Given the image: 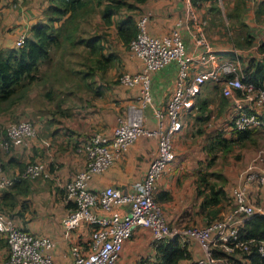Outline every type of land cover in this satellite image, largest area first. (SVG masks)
I'll use <instances>...</instances> for the list:
<instances>
[{"label":"built area","instance_id":"built-area-1","mask_svg":"<svg viewBox=\"0 0 264 264\" xmlns=\"http://www.w3.org/2000/svg\"><path fill=\"white\" fill-rule=\"evenodd\" d=\"M191 8L192 0H184ZM187 20L179 19L173 29L165 35H152L149 31L150 14H142L136 22V35L130 41V57L142 62L136 73H124L121 86L138 90V105L129 107L116 118V126L111 135L93 133L79 148L86 157V165L67 184L65 201L75 206L61 220V229L68 240L78 228L85 226L89 239L82 245L70 243L71 260L68 264H117L123 244L139 228L150 231L151 244L158 246L168 239H188L197 244L201 256L196 264H217L213 250L218 247L228 249V244L237 239L242 222L254 214H263L264 209L255 210L250 197L249 186L256 185L264 193V170L249 167L232 188L234 209L222 219H215L203 226L177 229L167 224V220L155 201L157 182L166 167L175 160L173 137L183 126L182 116L195 108L197 96L208 80L221 85V95L231 99L234 105L232 127L235 132L260 129L264 131V87L244 80L237 72L233 59H222L213 47L206 43L199 29L203 25L193 10H187ZM194 37V48L186 51L182 26ZM25 35L15 41L20 47ZM176 65L175 88L164 107L157 106L152 94V77L168 64ZM193 64L205 70L191 74ZM151 110L154 127L145 125L147 109ZM37 131L30 120L10 123L5 127V136L12 145H25L36 137ZM139 137L155 139L157 150L149 162L142 178L133 182L129 190L104 187L99 191L90 188L95 175L107 171ZM8 142L0 143L5 150ZM17 177V178H16ZM57 178L48 171L46 163H28L20 176L10 177L0 166V192L10 188L14 180L34 178ZM124 208V209H121ZM102 211L103 214L98 212ZM0 234L7 245L5 264H56L52 257L55 242L40 235L19 228L12 218L0 212ZM264 254V242L259 246ZM153 260V259H152Z\"/></svg>","mask_w":264,"mask_h":264},{"label":"crops","instance_id":"crops-1","mask_svg":"<svg viewBox=\"0 0 264 264\" xmlns=\"http://www.w3.org/2000/svg\"><path fill=\"white\" fill-rule=\"evenodd\" d=\"M149 1L150 0L146 1L148 3H146V5L143 4L140 7V12H143V14H150L148 27L152 35H165L175 27L179 19L187 20L188 18L187 11L184 16L177 17L178 14L175 9L176 0H174V6L171 5L165 7V5H163V10L152 8L149 6ZM10 2L12 3L11 6ZM209 3L210 0L200 2L197 6H194L195 10L191 7L198 20H200V17H203L202 13L204 12L202 11L201 13L199 9H203L204 6ZM241 3L242 7L245 6L249 12L241 15L240 11H238L230 16L235 18L234 22L236 23V28H241V25H244V28L247 31V27L250 26V33L248 32V34L243 35L244 39L247 41L246 44L249 46L251 45V47L246 49L243 48L242 50L235 46H225L222 43L212 44L214 36L211 35L209 29L205 31V33H208L206 36L207 40H205L207 44L213 47L220 58L233 60H238V58H240L244 64V68L251 60H262L264 58L262 57L264 53V51H262V45H264V26H260V29L258 28L259 21L264 24V0H251L250 5L247 1L246 5H244L243 2ZM48 5V0H0V47L3 52L13 49L15 47V41L20 35L31 37V28L35 24L45 23L48 20ZM191 6H193L192 3ZM211 10L213 9L210 7L209 11ZM210 13L212 12H209L208 15ZM120 17L115 18L120 19ZM244 17L245 19H243ZM187 24L191 25V22L187 21L184 23V26H182V34L186 51L190 52L195 46V39L191 32L187 31ZM193 25H195V23H193ZM112 32L114 31L112 30ZM241 34L242 31H237L238 36H241ZM67 52L61 53L62 57L65 54V58L73 55L70 53L68 54ZM47 61L50 63V58ZM125 61V71L129 73H136L141 68L142 62L139 59L130 57ZM44 63L45 62H42L38 65L36 79L32 83L25 85L31 86V84H34L36 80L39 81L40 77H42V79H44V86L48 89L44 94L40 91L36 93L39 94L41 98L44 97L45 100L51 101L56 99L51 87L52 82L50 78L46 77V74H39V72L42 71L41 66L46 68V64ZM65 63L69 62L65 61ZM71 69V67L65 66L64 60L61 59V62L58 65V70H65V73H67ZM202 70H205V67L203 68L202 66H199V64H193L190 73L195 74ZM89 76L90 75L87 77ZM60 80V82H63L62 79ZM175 83L176 65L174 63L168 64L164 69L153 75L152 94L157 106L164 107L166 105L169 100V97L165 99L167 97V91L172 88V94L175 88ZM206 84L214 87L221 86L217 81L213 80H208ZM30 86H28V88ZM86 86H90V84L86 83ZM101 87L102 85L98 84V87L94 92L95 94L90 97L92 101L85 98L84 100L78 101V104H75L76 102H74V91L72 89L65 91L66 95L60 94V101L57 103L56 107H62L63 109L60 110L61 115L56 119V124L53 126H48L47 121H45L46 119L44 120L41 118V112L34 111L37 114V117L34 118L33 116V120L31 121L36 128L37 135L25 145L11 146L12 148L7 159H3L7 174L15 176L24 170L23 167L26 165V162L41 161L46 163L48 171L58 178V182H60L61 179L63 183L64 181L67 182L68 178H72L73 173L83 169L86 165V158L84 153L79 151V148L83 146L88 138L95 132L111 135L112 130L117 123L116 118L124 114L129 107L138 105L139 96L136 88L127 89L126 87L119 85L106 90ZM220 91L221 88H219V92ZM201 93L202 90L200 94ZM46 94H48V96ZM62 98H66L67 102L71 101L72 103L67 104L68 107H64L63 104L65 101ZM221 99V105L225 107V111L221 121L224 130L219 128L222 132H219L221 133L219 138L220 143L223 144V139L228 140L231 136L236 139V132L232 127L231 121L235 109L231 99L225 97H221ZM200 102L206 103L207 106L206 99H202ZM214 102H217V100L215 99ZM65 109L66 111H64ZM145 114V125L148 128H153L154 120L151 110L148 108L145 111ZM50 120L51 119L49 118V121ZM259 131L262 130L254 129L251 132ZM0 149L1 152L5 151L1 145ZM156 150L157 142L155 139L146 137L137 138L134 144L124 152L107 171L93 177L90 182V188L99 191L104 187L111 186L121 190H129L133 182L144 176L147 166L155 155ZM207 157L208 153L201 154L199 159H189V166H186L184 162H180V160L175 157V160L166 167L164 174L158 180L155 192L157 194L160 192L168 194V199L165 201L159 200V203L162 205L165 212V218L169 225L172 224V222H175L178 218H183L188 221L190 220V216L194 217V221L197 225H203L206 223L207 219L202 212H206L205 214L208 215V212L211 211V209L205 211L202 210V196L197 194L198 178L195 176V171L199 170L200 164L202 165V162L206 160ZM198 161L201 162L197 164ZM204 171L209 175L208 178L210 179V182L215 176L224 179L227 195L229 190L231 194L232 188L236 186L240 180L239 175L238 178H232L227 170L220 171L219 168L214 169L211 165L208 166L207 163ZM39 178L41 177L34 179ZM34 181L35 180L33 179H24L20 185L13 188L10 187L3 192H8L11 195V197L8 198L10 208L9 214L19 228L27 230L34 235L46 236L52 239L55 242V248L52 250V257L55 263L68 264L71 260L69 253L70 243L73 242L83 245L81 240L87 241L89 239V233H87L89 231L87 227L82 226L71 234L70 240L66 239L62 233L60 219L61 217H64L66 212L68 213L71 210V205L66 201L63 203L62 200H59L60 207L58 212H50L49 209H44L43 207L38 210L41 205L40 198L34 202L33 198L29 199L28 197L31 196L34 189ZM54 184L59 185L56 182ZM253 188L260 189L254 184L249 186L251 199L256 197H252L251 192ZM42 194L45 196L47 194L49 196L50 194L52 196L55 195L60 199V194L56 186H50L49 190L43 191ZM172 195L174 196L175 201L169 202ZM260 195L261 199L263 197L262 200L264 201L263 191L260 192ZM0 201H2V198H0ZM51 206L52 205L49 204V207ZM227 211V208L221 206L219 216L221 213L223 215ZM98 213L101 215L103 214L102 211H99ZM150 240V231L146 228H139L129 240L124 242L117 264H135L140 258H145V260L147 259L150 262L155 256V250L153 249ZM5 243L3 236L0 234V262H2L7 255ZM188 248L193 260H196L201 256V251L196 243L191 242L188 244Z\"/></svg>","mask_w":264,"mask_h":264},{"label":"rangeland","instance_id":"rangeland-1","mask_svg":"<svg viewBox=\"0 0 264 264\" xmlns=\"http://www.w3.org/2000/svg\"><path fill=\"white\" fill-rule=\"evenodd\" d=\"M246 1L249 3V5L251 4L250 3L251 0H242V1L210 0L209 4L205 5L204 8L202 7L203 9L197 8L199 9V11H201V13L202 11H204L202 13L203 17L199 18L201 23H203V25L200 26V28H198L197 23H195L196 26L193 25L192 23V28H194V30L199 29L200 32L202 31L201 33H203L205 39L206 36L208 35V33H205V31L209 29L211 31V35L214 36L212 39L214 40L212 41V44L222 43L225 46H235L236 48H240L242 50L243 48L245 49L249 48L251 47V45L249 46L246 44L247 41L244 39V35L248 34V32L250 33V26L247 27V31L245 30L244 25H241V28H236L235 27L236 23L234 22L235 18L230 16L231 14H235L238 11H240L241 15L244 13L247 14L249 10L245 6L242 7V3H241L243 2L244 5H246ZM174 3H175L174 0H150L149 6H151L154 9L163 10L164 9L163 5H165V7L171 5L174 6ZM11 5L12 3L10 2V6ZM175 5H176L175 7L176 13L178 14L177 17L184 16L186 14V11L191 9L189 6H187L184 0H176ZM141 6L142 5H140V7ZM191 7L192 9L195 10L194 5ZM210 7L213 10L209 11ZM127 11H129L130 13L133 12V14H138L137 16L138 18L143 14V12L140 11H133V10H127ZM209 12L212 13L208 15ZM243 19H245V17ZM113 20H115L114 21V26H115L120 19L115 18ZM260 26H264V24H262L261 21H259L258 23L259 29ZM89 27H91V24L89 25ZM112 29L111 28L107 29L108 37L104 36V38H106V40H104V46L106 48L105 54L106 55L110 54L112 59L110 64H108L105 69L99 68L98 65L95 64L97 56L90 55L87 49L80 47L79 45L70 46L67 44L65 47L58 46L57 48L51 49V53H50L51 62L49 63L48 61L47 62L45 61L44 64H46V68L44 66H41L42 71H40L39 74H46V77L50 78L52 82L51 87L53 89L54 95L56 96V99L47 101L45 100L44 97L41 98V96L37 94L38 91L44 94V92H46L48 89L47 87L44 86V79H42V77H40L39 81L36 80L34 84H31V86L28 85L30 86L29 88L28 86L25 85L26 84L25 81L22 84H20V86L16 90L14 97L11 98L10 101L8 100V101L0 102V142L3 140L4 137L3 129H5V127L8 124L19 122L22 120H33L32 119L33 116L34 118L37 117V114L35 113L37 111L41 112L40 116L42 119L44 120L46 119L45 121H47L48 126L55 125L56 119L59 117V115H61L60 110L63 109L62 107L61 108L56 107L57 103L60 101L59 95L60 94L66 95L65 91H69L72 89L74 91V95H73L75 99L74 102H76L75 104H78L77 103L78 101L84 100L85 98L91 100L90 97L93 94H95L94 92L95 89L98 87V84L102 85L101 88H105L106 90L120 85L119 83L120 77L124 73H129L125 71V62H126L125 60H127V58H130L129 57L130 54L128 47L122 45L118 41L117 37L114 35V32L111 31ZM237 31H242L241 36L237 35ZM84 35L86 36L87 34L85 33ZM63 48H65L66 51L63 50ZM65 52L73 55L71 57L68 56L65 58L66 55L65 54L62 57L61 53H65ZM262 57H264V53ZM61 59L64 60L65 66H69L72 68L67 73H65V70H58V65L61 62ZM263 60L264 58L262 60H255V61L257 62ZM65 61L69 63H65ZM234 61L236 64L237 72L241 73V71L244 69L243 68L244 64L242 60L238 58V60H234ZM93 67H96V71L94 73H91V75L87 77L89 72H93L94 69ZM57 72L59 75L57 74ZM59 77L60 79H62L63 82H60L61 80L59 79ZM86 83H89L90 86H86ZM218 87H214L206 84L205 87H203L202 89V93L198 96L195 102V104L198 105V109L196 107L182 116L183 126L181 130L173 137V145H174V152L176 158H178L180 162L181 161L184 162L186 166H189V159L191 160L199 159L201 154L203 155L208 153V157L206 158V160L202 162V165L200 164L199 170L195 171L196 178H199L201 172L206 173L204 169L206 168V163L208 164L209 161H211V166L214 169L219 168L220 171L227 170L232 178L234 177L238 178V175L241 176V174L249 167H256L263 171L264 170V131L251 132L250 139L243 142L236 141V139L232 136L229 138L227 137L228 140L227 139L222 140L223 144L219 142L220 140L219 135H221L222 133L219 130V128L224 130V126L221 125V121L223 118L225 107L221 105L222 96L220 94L221 92H219V88H221V86L219 88ZM171 91L172 88H170L167 91V97L165 99L171 96L170 95ZM62 99L65 101V103L63 104L64 107H68L67 104L72 103L71 101L67 102L66 98H62ZM202 99H206L207 102L206 110L204 112L199 110V105L201 103L200 101ZM215 99L217 100V102H214ZM64 111H66V109ZM49 118L51 119L50 121ZM10 150L11 148L8 149L7 151H3L4 152L3 153L1 152L0 149V161L2 163L4 162L3 161L4 158L5 160L7 159L8 154H10L9 153ZM31 162L34 161L26 162V164ZM200 162L201 161H198L197 164H199ZM77 172L78 171L73 173L72 178L77 174ZM72 178H68V181L67 182L64 181L63 183L61 179L60 182H58V178L41 177L39 179H33L35 180L34 189L32 191L31 196L28 197L29 199L33 198L34 202H36V200L40 198L41 205L38 208V210H40V208L43 207L44 209H49L50 212H55V211L58 212V209L60 207L59 200H62L63 203L65 202L66 187ZM55 182L59 185H55L54 184ZM211 182H214L213 179L211 180ZM50 186L57 187V190L60 194V199L58 198V196L55 195L52 196L50 194L49 196L47 194L45 196L42 194L43 191L45 190L48 191ZM261 191H262L261 189L253 188L251 192L252 197L256 196L252 198V201L254 200L253 204L256 211L264 209V201L262 200L263 197L261 199V195H260ZM156 196L157 193L155 192L154 198L157 201ZM174 201L175 198L172 195L169 202H174ZM157 203L164 214L165 212L162 208L161 203H159V201H157ZM49 204L52 206L49 207ZM221 206L228 209V211L225 212L223 215L221 213L220 218L222 219L227 213L231 212L234 209V202L231 197L230 190L228 192L227 197L223 199ZM68 213L66 212L64 217ZM205 213L206 212L204 213L202 212V214L205 215L206 219L207 218L210 219L213 218L214 220L216 218L219 219V216L215 217L212 214L206 215ZM64 217H61L60 225H61V220ZM167 224L169 225L168 221ZM205 224H207V220ZM203 225H197L196 222L194 221V217L190 216V220L188 221L186 219L184 220L183 218H178L175 222H172V224H170L169 226L177 229H183L187 227L203 226ZM186 241L189 240L185 239L184 242ZM81 242L84 244V242L86 241L81 240ZM6 250H7V245H6ZM223 250L227 252H231L230 251L231 249L224 248ZM7 254H8V250H7ZM6 260H7V255L5 256L4 260L0 262V264H5ZM140 260L143 259L140 258L139 260L136 261L135 264H138ZM217 264H222V263L218 261Z\"/></svg>","mask_w":264,"mask_h":264},{"label":"trees","instance_id":"trees-1","mask_svg":"<svg viewBox=\"0 0 264 264\" xmlns=\"http://www.w3.org/2000/svg\"><path fill=\"white\" fill-rule=\"evenodd\" d=\"M48 1L47 11L49 18L45 23L35 24L31 28V37H25L20 47H14L6 52H3L0 47V102L10 101L14 97L17 88L24 81L27 82L26 84L32 83L37 77L38 65L47 61L50 58L51 49L58 46L65 47L67 44L70 46L79 45L87 49L90 55L97 56L95 64H98L99 68L105 69L112 60L110 54L106 55L104 53L106 49L104 46L106 38L104 36L108 37L107 29H112L113 27L112 30L115 32L114 34L118 41L128 47L130 41L136 35V17L138 14L130 13L127 10L141 11L140 5L145 4L147 0ZM203 1L207 0H192V5L197 6L198 3ZM115 17H120V20L114 26L113 19ZM90 24L91 27H89ZM85 33L87 34L86 36L84 35ZM262 47L263 49H261L264 50V45ZM93 68V72H89L88 75L96 71V67ZM241 72L245 81L264 87V60L249 61ZM46 95L48 96V94ZM195 106L198 109V105L195 104ZM199 110L204 112L206 103H201ZM30 122L32 123L31 120ZM251 131H237L236 141L243 142L248 140ZM3 136V140L0 143H9L8 138L5 136V129H3ZM11 146L12 144L9 143L8 149L12 148ZM207 165L210 166L211 161ZM0 166L5 173L6 168L1 161ZM21 173L15 176H20ZM15 176L10 177L15 178ZM208 176V174L202 172L199 175L197 194L202 196V210L211 209L208 215L212 214L217 217L221 212V204L223 199L226 198L227 192L223 178L215 176V178H212L214 182H210ZM22 181H24V178L14 180L12 188L20 185ZM5 190L0 192V198H2V201H0V212L12 218L9 214L8 201L11 195L8 192L3 193ZM156 198L157 201H165L168 199V194L160 192ZM68 204L71 205V209L75 208L72 202ZM212 220L214 219L207 218V223ZM191 242L190 240L180 242L178 238L168 239L153 247L155 250L153 260L149 262L144 258L138 264H196V260H193L188 248V244ZM262 242H264V213L254 214L242 222L238 230L237 239L228 244L227 247L231 249V252L218 247L213 250L212 254L222 264H264V254L259 251V246Z\"/></svg>","mask_w":264,"mask_h":264}]
</instances>
